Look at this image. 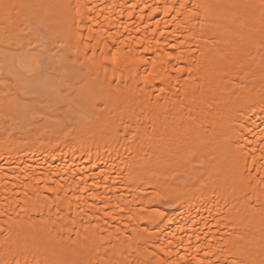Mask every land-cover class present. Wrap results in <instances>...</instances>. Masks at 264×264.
Returning <instances> with one entry per match:
<instances>
[{"label":"bare ground","instance_id":"1","mask_svg":"<svg viewBox=\"0 0 264 264\" xmlns=\"http://www.w3.org/2000/svg\"><path fill=\"white\" fill-rule=\"evenodd\" d=\"M0 264H264V0H0Z\"/></svg>","mask_w":264,"mask_h":264}]
</instances>
